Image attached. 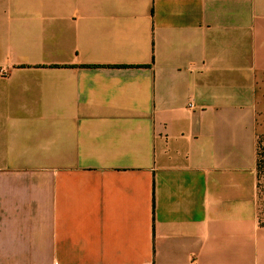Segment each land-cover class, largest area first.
<instances>
[{
  "label": "crops",
  "instance_id": "obj_1",
  "mask_svg": "<svg viewBox=\"0 0 264 264\" xmlns=\"http://www.w3.org/2000/svg\"><path fill=\"white\" fill-rule=\"evenodd\" d=\"M262 134L264 0H0V264H264Z\"/></svg>",
  "mask_w": 264,
  "mask_h": 264
},
{
  "label": "trees",
  "instance_id": "obj_2",
  "mask_svg": "<svg viewBox=\"0 0 264 264\" xmlns=\"http://www.w3.org/2000/svg\"><path fill=\"white\" fill-rule=\"evenodd\" d=\"M263 172H264V134L259 136L258 149H257L258 202H260L259 197L264 193V187L262 184Z\"/></svg>",
  "mask_w": 264,
  "mask_h": 264
},
{
  "label": "rangeland",
  "instance_id": "obj_3",
  "mask_svg": "<svg viewBox=\"0 0 264 264\" xmlns=\"http://www.w3.org/2000/svg\"><path fill=\"white\" fill-rule=\"evenodd\" d=\"M262 184L264 187V172L262 174ZM259 201L260 220L264 224V193L259 197Z\"/></svg>",
  "mask_w": 264,
  "mask_h": 264
},
{
  "label": "built area",
  "instance_id": "obj_4",
  "mask_svg": "<svg viewBox=\"0 0 264 264\" xmlns=\"http://www.w3.org/2000/svg\"><path fill=\"white\" fill-rule=\"evenodd\" d=\"M2 74H7L5 70L1 69Z\"/></svg>",
  "mask_w": 264,
  "mask_h": 264
}]
</instances>
